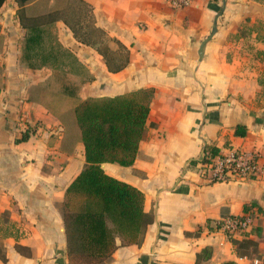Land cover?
Instances as JSON below:
<instances>
[{"label":"crops","instance_id":"crops-1","mask_svg":"<svg viewBox=\"0 0 264 264\" xmlns=\"http://www.w3.org/2000/svg\"><path fill=\"white\" fill-rule=\"evenodd\" d=\"M41 1L60 11L58 0ZM79 1L114 40L111 50L128 54L121 70L106 64L118 56L78 41L62 19L42 26V48L27 47L36 22L30 30L25 17L34 11L36 20V0L31 10L17 0L0 8V264H69L61 208L86 164L84 146L66 152L61 121L36 101V86L60 83L78 86L80 99L154 89L134 163L102 164L144 192L154 219L140 244L119 246L107 264H239L241 255L264 264V177L207 184L196 170L204 145L264 153V0H193L184 8L168 0ZM246 211L253 226L234 238L257 245L240 254L215 222Z\"/></svg>","mask_w":264,"mask_h":264},{"label":"trees","instance_id":"trees-1","mask_svg":"<svg viewBox=\"0 0 264 264\" xmlns=\"http://www.w3.org/2000/svg\"><path fill=\"white\" fill-rule=\"evenodd\" d=\"M5 1L0 0V8ZM33 1L17 0L22 10L33 9ZM46 2L36 0V33L27 38V47L36 44V49L42 48V26L47 23L62 19L72 28ZM2 41L0 34V50ZM128 59L126 53L122 61L112 64L106 60V64L111 71H119ZM153 95L154 89L148 87L114 96L80 99L73 90L36 86V101L58 117L64 127L63 149L71 153L78 142L84 146L86 164L67 186L61 208L69 264H107L119 246L140 244L154 219L144 210V192L108 174L102 167L106 162L122 166L134 163L145 136ZM236 134L244 136L246 129L237 126ZM28 135V131L24 132L18 141L27 139ZM205 149L212 153L219 150L212 146ZM240 234L246 236L245 232ZM230 239L240 254L257 245L249 238L238 240L231 236Z\"/></svg>","mask_w":264,"mask_h":264},{"label":"built area","instance_id":"built-area-1","mask_svg":"<svg viewBox=\"0 0 264 264\" xmlns=\"http://www.w3.org/2000/svg\"><path fill=\"white\" fill-rule=\"evenodd\" d=\"M193 0H168L172 8L187 7ZM203 150L196 161V170L207 184L229 181L259 180L264 177V153L255 148L228 146L218 148L216 153ZM254 222L253 215L246 211L240 215H226L215 222V227L229 238L248 231ZM258 257L241 255L239 264H260Z\"/></svg>","mask_w":264,"mask_h":264},{"label":"rangeland","instance_id":"rangeland-1","mask_svg":"<svg viewBox=\"0 0 264 264\" xmlns=\"http://www.w3.org/2000/svg\"><path fill=\"white\" fill-rule=\"evenodd\" d=\"M58 3V8H60V11H58L55 15L67 20V22L73 28L74 36L78 41L94 43L99 48V50L106 53L110 59H112L114 55L118 56L120 60H109L112 64L122 61L121 59L124 58L125 50L120 46H118V48L114 51L115 53L111 50L110 46L114 43V40L106 33L100 32L96 29L94 26V20L90 13V8L86 4L80 2L79 0H59ZM33 14L34 11L28 13V15L25 17L26 24L31 25L36 22ZM45 40L47 44L53 43L56 47L57 37L53 38L52 35L47 34ZM260 77L262 80H264V75ZM59 87L60 88L54 86L52 89H57L60 91L73 90L76 93L79 88L78 86L70 85L62 89L61 83L59 84Z\"/></svg>","mask_w":264,"mask_h":264}]
</instances>
